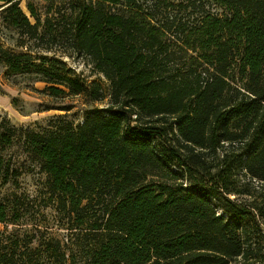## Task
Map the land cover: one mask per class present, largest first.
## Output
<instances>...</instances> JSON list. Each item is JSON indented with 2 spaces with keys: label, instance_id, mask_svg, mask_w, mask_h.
Instances as JSON below:
<instances>
[{
  "label": "trees",
  "instance_id": "1",
  "mask_svg": "<svg viewBox=\"0 0 264 264\" xmlns=\"http://www.w3.org/2000/svg\"><path fill=\"white\" fill-rule=\"evenodd\" d=\"M21 1L0 0L17 35L0 64L51 96L110 104L43 131L0 114V146L39 165L56 211L36 218L28 194H2L18 168L0 172V264H264V195L240 184L264 183V0Z\"/></svg>",
  "mask_w": 264,
  "mask_h": 264
},
{
  "label": "rangeland",
  "instance_id": "2",
  "mask_svg": "<svg viewBox=\"0 0 264 264\" xmlns=\"http://www.w3.org/2000/svg\"><path fill=\"white\" fill-rule=\"evenodd\" d=\"M28 0H22L21 6L27 11L26 3ZM38 0H34L36 2ZM1 4V2H0ZM211 12L223 15L226 13L223 7L209 1L206 6ZM16 33L5 30L0 27V40L6 46H14ZM54 45V51L49 54L56 53L64 61H66L75 71L85 77L88 81H97L107 91L110 90L109 80L100 72L94 69L89 59L82 55L73 54L68 57L62 53V49ZM45 82H28L23 76H16L7 72V69L0 64V114L3 119L9 120L11 124L18 127L31 128L43 131L46 128H53L54 125L61 123V120L71 121L75 125L81 123L88 111L96 109L106 110L110 104L109 96L101 101L89 102L82 95H63L54 97L44 92ZM50 108V109H46ZM65 108H69L66 110ZM18 168L20 175L10 177L8 182L2 187V194L11 192L26 193L34 199L32 212L36 218L44 221L38 214L40 208L46 215V222L53 224L56 211L49 203L46 193L47 176L40 170L36 162L25 159V154L19 143L13 145L0 146V172L7 169ZM248 184V189L253 191L257 196L264 195V183L257 181H249L247 178L241 179L240 184ZM245 187H243L244 189ZM239 201L249 202L248 195H240L236 197ZM214 201V199H212ZM259 200V199H258ZM261 200V199H260ZM219 213L223 210L218 208ZM228 217L226 214H224ZM44 221V222H45ZM4 226L0 223V229ZM54 233L63 239H66L65 230L54 229ZM68 240V238H67ZM78 241H76L77 243ZM76 249V244L72 245ZM233 264H245L241 260Z\"/></svg>",
  "mask_w": 264,
  "mask_h": 264
}]
</instances>
